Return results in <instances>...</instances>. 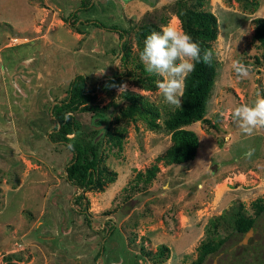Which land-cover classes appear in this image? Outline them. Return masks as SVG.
Masks as SVG:
<instances>
[{
  "label": "rangeland",
  "instance_id": "obj_1",
  "mask_svg": "<svg viewBox=\"0 0 264 264\" xmlns=\"http://www.w3.org/2000/svg\"><path fill=\"white\" fill-rule=\"evenodd\" d=\"M208 1L218 23V66L206 105L209 125L187 126L199 139L194 160L160 164L147 191L139 193L132 186L136 172L164 152L170 134L139 117L113 122L111 116L75 114L81 126L71 134L73 142L96 143L104 164L116 172L103 189L86 192L89 222L77 211V189L65 177L71 152L47 136L54 126L49 109L76 74L94 87L126 70L124 81L95 92L94 102L119 100L123 107L120 93L130 90L158 108L162 124L176 107L158 92L161 78L139 59L140 33L144 25L148 34L169 24L182 29L175 0H0V264H196L202 239L223 238L221 253L237 248L246 232L235 231V216L257 218L252 203L264 195V129L246 135L232 118L235 107L252 105L264 91V56L252 40V19L264 17V0ZM110 26L127 30L125 64L123 40ZM234 60L250 69L247 78H237ZM148 74L155 76L149 88L143 81ZM117 128L124 129L120 149L110 137ZM250 149L255 151L248 158ZM256 233L257 225L254 238ZM160 244L168 254L158 252Z\"/></svg>",
  "mask_w": 264,
  "mask_h": 264
},
{
  "label": "trees",
  "instance_id": "obj_2",
  "mask_svg": "<svg viewBox=\"0 0 264 264\" xmlns=\"http://www.w3.org/2000/svg\"><path fill=\"white\" fill-rule=\"evenodd\" d=\"M208 4V0H175V15L180 21L182 30L189 33L193 40L200 44L202 54L204 50H211L213 58L210 65L197 64L196 70L189 75L185 82L182 108H175L170 111L162 124L157 122L159 118L158 108L142 95L130 90H124L120 93L121 100L126 101L123 107H119V100H111L103 106L94 102L95 92L107 93L110 89L118 87L128 73L126 70L104 76L94 87L89 85L88 78L84 74H76L68 84L67 94L51 105L49 110L54 120V126L47 136L52 143L61 144L71 152V158L65 166V177L77 189L73 198V203L79 205L77 211L89 222L91 214L88 211L86 192L93 189H103L105 184L115 180L116 172L108 169L104 164L103 154L99 151L96 143L73 142L71 134L78 131L81 126L75 114L77 112H91L98 117L111 116L113 122H118L122 118L135 120L139 117L147 123L150 129L162 127L170 134L171 144L164 152L157 155L144 170L136 172L132 186L140 189L139 193L147 191L146 187L156 178L160 164L170 166L194 160L199 147V139L196 132L187 126L196 121L205 122L209 125L210 121L205 117L206 105L217 75L218 66L213 48V42L218 35V23L215 14L208 10ZM75 14L76 12L73 16ZM73 21L76 22L77 19H73ZM252 22L254 26L252 40L255 42L256 48L261 50V55L264 56V17H255ZM91 23L103 27L100 22L93 20ZM108 28L119 31V38L123 40L120 43V57L122 64H125L128 57L126 51L127 30H118L116 26ZM149 31V26L144 25L140 35L145 38ZM260 57L262 58L259 54L254 55L256 63H260ZM154 80L155 76L152 74L146 75L143 79L147 82L148 88L154 86ZM261 93L264 97V91ZM110 137L120 149L124 129L117 128L114 133L110 134ZM252 206L255 208L257 216V213H260L264 208V195L257 197ZM220 218L221 214L211 218L209 220L210 225L215 227ZM255 219V217H246L242 214L235 216V231L247 232L252 228ZM206 230L208 232L209 228ZM223 243V238L216 241L202 239L196 247L197 258L195 263L200 264L209 253L219 250ZM157 247H159L158 252L160 254H168L169 249L166 245L160 244Z\"/></svg>",
  "mask_w": 264,
  "mask_h": 264
},
{
  "label": "clouds",
  "instance_id": "obj_3",
  "mask_svg": "<svg viewBox=\"0 0 264 264\" xmlns=\"http://www.w3.org/2000/svg\"><path fill=\"white\" fill-rule=\"evenodd\" d=\"M212 58L211 50H204L202 54L200 44L189 33L171 24L148 34L139 53L145 70L161 78L156 81L158 92L163 95L166 103L176 108H182L185 82L189 75L196 70L197 64L210 65ZM232 67L238 79L250 75V69L238 60L232 62ZM125 87L126 85L120 86L121 90ZM232 118L246 135L251 136L257 129H264V97H258L252 105L235 107ZM254 151L250 149L245 153L246 157L250 158Z\"/></svg>",
  "mask_w": 264,
  "mask_h": 264
},
{
  "label": "flooded vegetation",
  "instance_id": "obj_4",
  "mask_svg": "<svg viewBox=\"0 0 264 264\" xmlns=\"http://www.w3.org/2000/svg\"><path fill=\"white\" fill-rule=\"evenodd\" d=\"M256 225L257 237L254 238L252 236L253 232L251 233L250 231H247L245 234L246 236H243L242 240L236 244L237 248L235 247L233 252L230 249H227V255L229 258L233 254L242 255L244 256V260L247 262L251 259L254 264H264V208L260 211V213H257L256 221L252 227H255Z\"/></svg>",
  "mask_w": 264,
  "mask_h": 264
},
{
  "label": "water",
  "instance_id": "obj_5",
  "mask_svg": "<svg viewBox=\"0 0 264 264\" xmlns=\"http://www.w3.org/2000/svg\"><path fill=\"white\" fill-rule=\"evenodd\" d=\"M255 227L250 228L248 232H253ZM232 252L233 249H230ZM200 264H247V261L244 260V256L242 255H231L229 258L227 252H219L218 250L209 253L201 262Z\"/></svg>",
  "mask_w": 264,
  "mask_h": 264
},
{
  "label": "crops",
  "instance_id": "obj_6",
  "mask_svg": "<svg viewBox=\"0 0 264 264\" xmlns=\"http://www.w3.org/2000/svg\"><path fill=\"white\" fill-rule=\"evenodd\" d=\"M175 165V164H174ZM176 165H178V164H176Z\"/></svg>",
  "mask_w": 264,
  "mask_h": 264
},
{
  "label": "bare ground",
  "instance_id": "obj_7",
  "mask_svg": "<svg viewBox=\"0 0 264 264\" xmlns=\"http://www.w3.org/2000/svg\"><path fill=\"white\" fill-rule=\"evenodd\" d=\"M16 40V39H15Z\"/></svg>",
  "mask_w": 264,
  "mask_h": 264
}]
</instances>
